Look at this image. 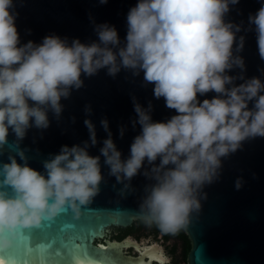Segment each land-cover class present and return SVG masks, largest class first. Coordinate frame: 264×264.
I'll list each match as a JSON object with an SVG mask.
<instances>
[{"label":"clouds","instance_id":"1","mask_svg":"<svg viewBox=\"0 0 264 264\" xmlns=\"http://www.w3.org/2000/svg\"><path fill=\"white\" fill-rule=\"evenodd\" d=\"M238 2L137 0L127 13L123 40L114 26L102 23L94 28L97 39L88 43L55 34L40 43H21L13 0H0V146L7 143L9 130L18 143L32 127L47 129L49 112L60 116L62 98L83 86L82 75L91 77L102 69L112 77L122 70L143 73L154 97H163L165 106L175 110L166 121H153L151 104L145 108L133 98V126L139 124L140 132L126 158L106 119L101 120L108 135L100 155L88 151L89 141L97 144L89 119L84 120L89 141L62 145L43 161V172L28 165L23 151L17 153L23 163L9 155L8 162L0 163V253L62 213L79 220L99 194L101 157L109 176L123 186L121 194L134 177H145L138 214L146 226L172 236L188 226L206 197L204 187L219 179L222 159L242 142L264 137V81L242 75L241 27L225 22L229 6ZM248 24L264 60V3L249 14ZM237 68L239 76L228 74ZM237 79L243 82L236 84ZM209 92L214 93L211 99L198 98ZM235 187H241L240 178Z\"/></svg>","mask_w":264,"mask_h":264},{"label":"water","instance_id":"2","mask_svg":"<svg viewBox=\"0 0 264 264\" xmlns=\"http://www.w3.org/2000/svg\"><path fill=\"white\" fill-rule=\"evenodd\" d=\"M13 3L18 13L15 25L21 43L29 40L40 43L43 37L52 34L66 37L69 42L78 38L88 43L97 39L94 28L102 23L114 26L123 40L127 13L137 0H107L106 3L13 0ZM262 3L264 0H239L229 6L225 22L241 27L237 38L244 37L243 50L238 53L245 64L242 75L245 79L255 76L264 81V60L258 53L256 34L248 24L249 14H255ZM228 74L239 76L241 71L237 68ZM81 78L83 86L72 90L67 99L62 98L60 116L57 118L49 112L47 129L32 127L18 143L9 130L7 143L0 146V163L8 162L9 155L23 163L17 155L23 151L28 165L43 172V161L57 154L62 145L82 146L89 141L85 119L95 126L97 139L95 146L89 141L90 155H100L99 149L108 135L101 120L106 119L113 142L122 158H126L133 138L140 132L139 124L133 126L137 119L133 98L142 107L151 104L153 121H166L175 114V110L165 106L163 97H154L153 85L143 82V73L133 76L122 70L112 77L102 69L96 75ZM213 95L209 92L198 98L211 99ZM86 107L90 110L86 111ZM101 166L104 178L99 194L83 210L79 220L66 212L53 222H44L39 229L30 230L28 239L21 240L17 247L0 253V264H171L157 244L138 243L131 237L119 241L108 239L110 227H126L134 219H140L138 205L147 181L137 175L130 189L121 194L123 186L109 176L103 157ZM237 178L241 180L239 189L235 187ZM203 191L206 197L201 200V209L192 214L184 229L191 242L187 264H264V137L242 142L240 149L223 158L219 179L206 185Z\"/></svg>","mask_w":264,"mask_h":264},{"label":"flooded vegetation","instance_id":"3","mask_svg":"<svg viewBox=\"0 0 264 264\" xmlns=\"http://www.w3.org/2000/svg\"><path fill=\"white\" fill-rule=\"evenodd\" d=\"M107 237L119 240L125 237L136 238L138 240L141 238L159 239V243L163 246L165 253L171 258V264H187L183 257L184 240L177 234L174 236L161 234L155 226H146L142 219H134L132 223L126 227H110L107 232ZM131 249L134 251L133 248ZM137 254L136 252L135 255ZM157 263L158 262H155L154 264Z\"/></svg>","mask_w":264,"mask_h":264},{"label":"rangeland","instance_id":"4","mask_svg":"<svg viewBox=\"0 0 264 264\" xmlns=\"http://www.w3.org/2000/svg\"><path fill=\"white\" fill-rule=\"evenodd\" d=\"M126 238V237H125ZM109 240H116V241H119V239H113V238H108ZM122 240V239H121ZM132 240L138 242V243H142V244H149V245H153V244H158L161 249H162V252L164 254L165 257H167V259L169 261H171V258L165 253V250L163 248V246L161 245V243H159V239H154V238H141V239H136V238H132ZM172 262V261H171ZM186 263H187V260H186Z\"/></svg>","mask_w":264,"mask_h":264},{"label":"trees","instance_id":"5","mask_svg":"<svg viewBox=\"0 0 264 264\" xmlns=\"http://www.w3.org/2000/svg\"><path fill=\"white\" fill-rule=\"evenodd\" d=\"M177 235H179L182 240H184V252H183V257H184V260L186 262L187 260V254L191 248V242L186 234V232L184 230L180 231Z\"/></svg>","mask_w":264,"mask_h":264},{"label":"bare ground","instance_id":"6","mask_svg":"<svg viewBox=\"0 0 264 264\" xmlns=\"http://www.w3.org/2000/svg\"><path fill=\"white\" fill-rule=\"evenodd\" d=\"M154 249L162 255V253L159 251V248L155 247Z\"/></svg>","mask_w":264,"mask_h":264},{"label":"snow or ice","instance_id":"7","mask_svg":"<svg viewBox=\"0 0 264 264\" xmlns=\"http://www.w3.org/2000/svg\"><path fill=\"white\" fill-rule=\"evenodd\" d=\"M11 251V250H10Z\"/></svg>","mask_w":264,"mask_h":264}]
</instances>
